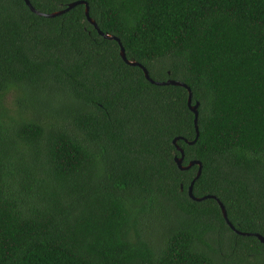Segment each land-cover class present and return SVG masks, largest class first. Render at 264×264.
I'll list each match as a JSON object with an SVG mask.
<instances>
[{
	"label": "trees",
	"instance_id": "1",
	"mask_svg": "<svg viewBox=\"0 0 264 264\" xmlns=\"http://www.w3.org/2000/svg\"><path fill=\"white\" fill-rule=\"evenodd\" d=\"M28 1L198 136L0 0V264H264V0Z\"/></svg>",
	"mask_w": 264,
	"mask_h": 264
},
{
	"label": "water",
	"instance_id": "2",
	"mask_svg": "<svg viewBox=\"0 0 264 264\" xmlns=\"http://www.w3.org/2000/svg\"><path fill=\"white\" fill-rule=\"evenodd\" d=\"M24 4L26 5V7L29 9L30 12H32L33 14L39 16V17H43V18H54L56 16H60L61 14H63L65 11H68L69 9H72L73 7L77 6V5H84L85 6V9H84V15H85V18L86 20L93 26V28L97 31V33L99 35H101L103 38L105 39H108V40H114L117 42L118 46H119V55L121 57V59L127 64V65H130V66H137L143 73V76L144 78L151 84H154V85H157V86H161V85H174V86H180V87H183L186 89L187 91V106L190 110V112H192L193 114V124H194V128H195V137H194V140L192 142H189L188 144H193L195 141H196V138H197V128H196V119H197V103H194L193 105H191V92L189 90V88L182 84V83H179V82H175V81H171V80H167V81H164V82H155L153 80H151L148 76V73L147 71L142 67L140 66L139 64L135 63V62H131V61H127L126 58H125V55H124V51H123V48L121 47L120 43H119V40L113 36H110V35H107V34H102L98 28L96 27L95 23L89 18L88 16V7L86 5L85 2H82V1H77V2H73V3H70V4H67L66 6V9L64 10H60L58 12H54V13H50V14H43V13H39L37 12L29 3L28 0H23ZM176 140H178V138H174L172 140V144L175 145V142ZM175 148L176 150L179 151L180 153V157L179 158H174V163L176 164L177 168L180 170V171H186L188 170L189 168H191L193 165H196L197 166V170H196V174L194 176V178L192 179V181L190 182L189 186L187 187V194L188 196L194 200V201H202L206 198H212L214 199L216 202H217V205L222 213V216L226 222V224L228 225V227L233 230L236 234L238 235H242V236H253L255 238L258 239V241L260 243H264V237L260 236L259 234H248V233H241L239 231H236L233 226L228 222L227 218H226V214H225V210L223 208V206L221 205V203L215 199L214 196H205V197H202V198H195L191 195V190H192V185L194 183V181L199 177L200 175V172H201V165L198 161H190L186 166H182L181 163H182V158H183V153L182 151L175 145Z\"/></svg>",
	"mask_w": 264,
	"mask_h": 264
},
{
	"label": "rangeland",
	"instance_id": "3",
	"mask_svg": "<svg viewBox=\"0 0 264 264\" xmlns=\"http://www.w3.org/2000/svg\"><path fill=\"white\" fill-rule=\"evenodd\" d=\"M11 96L9 95V98H10Z\"/></svg>",
	"mask_w": 264,
	"mask_h": 264
}]
</instances>
